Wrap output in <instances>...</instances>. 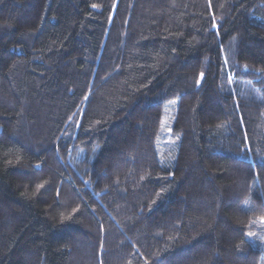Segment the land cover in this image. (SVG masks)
I'll use <instances>...</instances> for the list:
<instances>
[{"label":"trees","instance_id":"16d2710c","mask_svg":"<svg viewBox=\"0 0 264 264\" xmlns=\"http://www.w3.org/2000/svg\"><path fill=\"white\" fill-rule=\"evenodd\" d=\"M0 264H264V0H0Z\"/></svg>","mask_w":264,"mask_h":264},{"label":"snow or ice","instance_id":"6c2138e0","mask_svg":"<svg viewBox=\"0 0 264 264\" xmlns=\"http://www.w3.org/2000/svg\"><path fill=\"white\" fill-rule=\"evenodd\" d=\"M93 7H95V5H93Z\"/></svg>","mask_w":264,"mask_h":264}]
</instances>
